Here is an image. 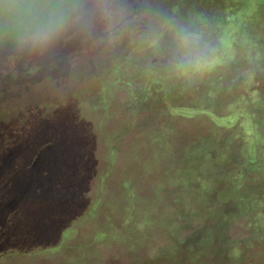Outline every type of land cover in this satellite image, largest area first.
I'll use <instances>...</instances> for the list:
<instances>
[{"label":"rangeland","instance_id":"obj_1","mask_svg":"<svg viewBox=\"0 0 264 264\" xmlns=\"http://www.w3.org/2000/svg\"><path fill=\"white\" fill-rule=\"evenodd\" d=\"M125 4L134 30L0 41V264H264V0ZM162 16L214 66L172 74L139 38Z\"/></svg>","mask_w":264,"mask_h":264},{"label":"clouds","instance_id":"obj_2","mask_svg":"<svg viewBox=\"0 0 264 264\" xmlns=\"http://www.w3.org/2000/svg\"><path fill=\"white\" fill-rule=\"evenodd\" d=\"M91 18L102 20L109 36L134 30L125 0H0V41L43 52ZM139 38L154 54L165 56L168 70L178 78L193 79L214 66L210 36L191 22L162 16Z\"/></svg>","mask_w":264,"mask_h":264},{"label":"trees","instance_id":"obj_3","mask_svg":"<svg viewBox=\"0 0 264 264\" xmlns=\"http://www.w3.org/2000/svg\"><path fill=\"white\" fill-rule=\"evenodd\" d=\"M254 75H255V74L246 77L244 80H242V82L244 81L246 85H251V87H254V86L251 84V81H254ZM256 82L259 83L258 80H256ZM259 85H260V84H257L256 87H255L254 89H256L257 86H259Z\"/></svg>","mask_w":264,"mask_h":264}]
</instances>
